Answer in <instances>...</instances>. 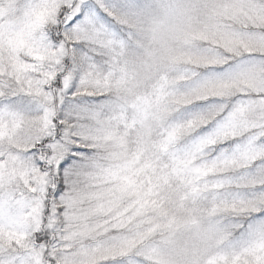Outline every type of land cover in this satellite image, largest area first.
I'll list each match as a JSON object with an SVG mask.
<instances>
[{"label":"snow or ice","instance_id":"snow-or-ice-1","mask_svg":"<svg viewBox=\"0 0 264 264\" xmlns=\"http://www.w3.org/2000/svg\"><path fill=\"white\" fill-rule=\"evenodd\" d=\"M0 264H264V0H0Z\"/></svg>","mask_w":264,"mask_h":264}]
</instances>
